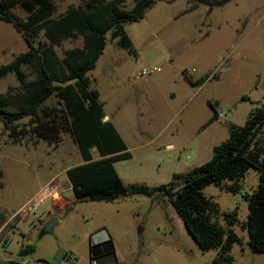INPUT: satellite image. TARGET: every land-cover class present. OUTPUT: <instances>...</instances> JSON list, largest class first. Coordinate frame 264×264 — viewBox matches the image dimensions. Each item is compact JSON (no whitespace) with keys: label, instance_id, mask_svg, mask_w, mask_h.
<instances>
[{"label":"rangeland","instance_id":"obj_1","mask_svg":"<svg viewBox=\"0 0 264 264\" xmlns=\"http://www.w3.org/2000/svg\"><path fill=\"white\" fill-rule=\"evenodd\" d=\"M83 1L53 0V16ZM131 5L127 0L125 7ZM14 12L25 16L18 6ZM124 28L132 50L108 35L95 68L88 71L104 112L131 152L115 168L126 185L169 183L176 173L177 189L184 175L209 160L212 147L229 136V124L243 125L263 100L264 0H230L213 8L191 0H157L143 18L126 22ZM82 43L81 37L69 38L55 49L61 55ZM28 49L27 35L0 20V65ZM144 66L160 70L137 78ZM28 75L33 78L29 71ZM187 76L199 82L191 83ZM17 85L15 74L8 73L0 79V92ZM214 113L217 118L206 125ZM9 132L0 119V208L3 216L13 213L0 234L1 260L69 264L65 255L74 253L76 264H89L90 243L109 235L114 252L95 257L97 264H210L216 255L215 249L198 246L162 192L112 200L75 198L64 173L82 158L68 128L55 145L43 139L15 143ZM92 154L94 159L99 157L96 149ZM48 175L58 191L33 213L23 214L20 208ZM258 183L259 171L249 167L237 179L202 189L221 212L237 213L232 228L240 241L232 246V264H264V252L251 249L243 225L249 212L245 195ZM233 185L235 190L230 189ZM58 195L64 199L57 205ZM52 218L57 220L52 232L40 235ZM217 220L225 222L223 216ZM26 245H34V251L20 256L19 250Z\"/></svg>","mask_w":264,"mask_h":264},{"label":"trees","instance_id":"obj_2","mask_svg":"<svg viewBox=\"0 0 264 264\" xmlns=\"http://www.w3.org/2000/svg\"><path fill=\"white\" fill-rule=\"evenodd\" d=\"M126 1L84 0L78 5H69L64 13L54 17L53 0H0V20L10 22L26 34L29 43L28 50L0 65V79L14 73L19 81V85L0 92V119L10 128L11 140L24 144L29 139H43L55 145L61 139V132L68 128L82 158V162L68 167L64 173L75 198L112 200L119 196H153L162 192L198 246L217 251L210 264H232L231 249L240 237L232 228L237 221L236 211L221 212L218 203L202 189L210 183L237 179L249 167H254L259 171V183L245 195L249 212L243 225L251 249L264 252V97L243 125L229 124V136L212 147L209 160L184 175V183L177 189L176 173L169 183L126 185L116 170L115 163L130 158L131 152L113 123L103 120V102L98 89L91 86L88 71L95 68L108 35L132 50L124 24L143 18L147 8L157 0H131L130 8L125 7ZM191 1L213 8L230 0ZM17 6L25 16L14 12ZM78 37L82 38L81 46L67 48L61 55L57 53L55 46L65 39ZM24 66L33 78H29ZM187 78L191 83L199 82L190 76ZM49 99L54 101L48 102ZM26 117L28 122L19 125L18 121ZM216 118L214 113L206 125ZM94 147L99 155L96 159L92 154ZM235 188L236 185L230 186L232 190ZM219 216H223L224 224L218 222ZM33 251L34 245H26L18 254L24 256ZM89 252L90 262L114 252L112 238L91 242ZM0 264L22 263L7 258L0 259Z\"/></svg>","mask_w":264,"mask_h":264},{"label":"built area","instance_id":"obj_3","mask_svg":"<svg viewBox=\"0 0 264 264\" xmlns=\"http://www.w3.org/2000/svg\"><path fill=\"white\" fill-rule=\"evenodd\" d=\"M160 70L159 66H144L140 70L137 71V78H141L145 75H150L152 73H156ZM69 186V183H68ZM58 186L56 185H45L42 187L35 195L31 197L29 201H27L22 208H20V211H22L23 214H31L33 213L38 207L48 199L52 198V194L55 191H58ZM65 259L69 264H76L77 257L74 253H68L65 255ZM90 264H97L96 260H92Z\"/></svg>","mask_w":264,"mask_h":264},{"label":"crops","instance_id":"obj_4","mask_svg":"<svg viewBox=\"0 0 264 264\" xmlns=\"http://www.w3.org/2000/svg\"><path fill=\"white\" fill-rule=\"evenodd\" d=\"M105 115H107L106 113H105ZM107 119H109L110 120V116L109 115H107ZM114 125V124H113ZM115 126V125H114ZM116 128V127H115ZM117 129V128H116ZM118 131V130H117ZM120 134V133H119ZM122 137V136H121ZM123 138V137H122ZM123 140H124V138H123ZM124 142H125V140H124ZM126 143V142H125ZM126 146H127V149H129V146L127 145V143H126ZM167 146H171V145H167ZM51 179H52V175H48V176H45L44 178H43V180H42V182H41V184L39 185V188L30 196V198L33 196V195H35L42 187H44L45 185H47V184H49V185H51L50 183H51ZM29 198V199H30ZM58 198L59 199H57V200H55L54 199V202L58 205L59 203L60 204H62V201H63V199L64 198H62V196H61V199H60V197H59V195H58ZM28 200V199H27ZM26 200V201H27ZM25 203V202H24ZM3 211H2V209L0 208V234L3 232V230H4V228L6 227L5 226V224L8 222V220L12 217V215H13V213L12 214H9L8 216H3ZM102 237H104L103 235H101ZM110 236V235H109ZM108 236V237H109ZM107 237V238H108ZM107 238H102V240H104V239H107ZM102 240H99V241H102ZM99 241H97V242H99Z\"/></svg>","mask_w":264,"mask_h":264},{"label":"water","instance_id":"obj_5","mask_svg":"<svg viewBox=\"0 0 264 264\" xmlns=\"http://www.w3.org/2000/svg\"><path fill=\"white\" fill-rule=\"evenodd\" d=\"M107 115H105L104 117H103V120H107ZM93 149H95V147L93 148ZM84 199H88V196H84L83 197ZM57 223V220H56V218H52V219H50L44 226H43V228L41 229V231H40V235H43V234H45V233H48V232H52V230H53V227H54V225Z\"/></svg>","mask_w":264,"mask_h":264},{"label":"bare ground","instance_id":"obj_6","mask_svg":"<svg viewBox=\"0 0 264 264\" xmlns=\"http://www.w3.org/2000/svg\"><path fill=\"white\" fill-rule=\"evenodd\" d=\"M56 193H57V192H56ZM56 193H55V194H56ZM56 195H57V194H56Z\"/></svg>","mask_w":264,"mask_h":264}]
</instances>
